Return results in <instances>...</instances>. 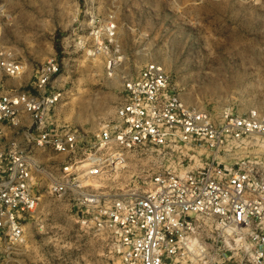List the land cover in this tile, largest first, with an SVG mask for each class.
Listing matches in <instances>:
<instances>
[{"label":"built area","instance_id":"obj_1","mask_svg":"<svg viewBox=\"0 0 264 264\" xmlns=\"http://www.w3.org/2000/svg\"><path fill=\"white\" fill-rule=\"evenodd\" d=\"M89 13L88 27L81 25L88 35L74 40L91 55H109L116 22ZM5 55L0 67L21 75L24 63ZM115 64L109 55L107 68ZM60 71L49 58L27 89L0 94V236L8 244L21 242L39 206L42 169L33 151L43 149L64 155L50 192L76 194L79 221L106 234L122 264H264V116L257 109L213 114L191 106L170 73L151 62L124 82L116 119L88 134L51 120ZM4 124L18 133L5 144ZM146 161L158 169L144 194L106 198L96 191L131 162ZM201 216L220 227L212 245L195 237Z\"/></svg>","mask_w":264,"mask_h":264},{"label":"rangeland","instance_id":"obj_2","mask_svg":"<svg viewBox=\"0 0 264 264\" xmlns=\"http://www.w3.org/2000/svg\"><path fill=\"white\" fill-rule=\"evenodd\" d=\"M0 8V60L7 54L25 65L14 77L0 67V94L27 89L38 66L56 57L61 71L53 91L61 97L51 112L54 124L92 134L115 120L124 82L151 62L170 73L191 106L213 114L257 109L264 116V0H0ZM90 11L116 22L113 69L108 54L91 55L74 40L88 35L81 25L88 27ZM4 127L3 144L18 135ZM33 152L42 169L41 200L21 242L0 236V264H122L108 236L79 221L78 196L50 192L64 155ZM157 169L155 161L131 162L95 188L106 198L144 194ZM198 225L200 244L218 240L214 218L201 216Z\"/></svg>","mask_w":264,"mask_h":264},{"label":"bare ground","instance_id":"obj_3","mask_svg":"<svg viewBox=\"0 0 264 264\" xmlns=\"http://www.w3.org/2000/svg\"><path fill=\"white\" fill-rule=\"evenodd\" d=\"M0 9H1V8H0ZM2 10H3V9H2ZM2 12H3V11H2ZM192 242H193V240H192ZM192 242L189 244L190 247H192V248L194 247L195 244H198L197 241H195L194 243H192ZM194 260L197 261L198 259H197V258H194Z\"/></svg>","mask_w":264,"mask_h":264}]
</instances>
